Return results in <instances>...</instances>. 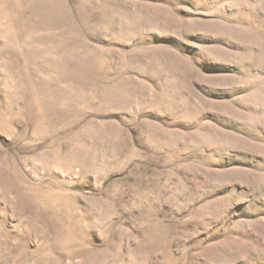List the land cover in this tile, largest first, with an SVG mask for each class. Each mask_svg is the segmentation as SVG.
<instances>
[{
	"label": "rangeland",
	"instance_id": "rangeland-1",
	"mask_svg": "<svg viewBox=\"0 0 264 264\" xmlns=\"http://www.w3.org/2000/svg\"><path fill=\"white\" fill-rule=\"evenodd\" d=\"M0 264H264V0H0Z\"/></svg>",
	"mask_w": 264,
	"mask_h": 264
}]
</instances>
